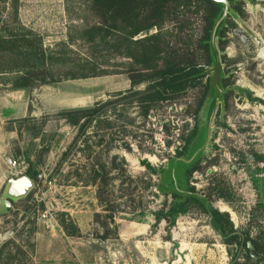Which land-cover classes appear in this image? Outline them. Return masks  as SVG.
<instances>
[{"label":"rangeland","instance_id":"obj_1","mask_svg":"<svg viewBox=\"0 0 264 264\" xmlns=\"http://www.w3.org/2000/svg\"><path fill=\"white\" fill-rule=\"evenodd\" d=\"M229 8L217 63L203 65L206 75L200 83L158 102L141 117L139 94L127 92L129 60L105 45L96 44V62L118 65V73L66 78L80 71L71 66L82 63L94 46L78 38L98 20L91 0H0V36H13L19 45L42 49L51 57L41 67L33 54L26 61L33 65L30 69L0 73L3 86L11 87L24 71L36 84L27 87L36 90L29 103L35 115L0 123V137L9 135L0 141V264L33 263L35 232H44L46 225L60 227L62 211L82 230L80 238L64 243L78 252L61 258L57 246V255L47 260L50 264H228L238 246L224 245L210 216L198 206H187L172 225L154 222L152 212L167 210L172 200L168 178L179 192L185 191L187 181L205 205L225 211L239 232L248 230L254 237L264 229V0H232ZM174 11L176 17L133 38L160 33L179 50V59L203 62L197 46L202 4L183 0ZM18 63L24 61L0 54V66ZM147 84L133 88L141 91ZM45 95L64 106L46 107L39 100ZM95 102L101 106L98 117L81 131L59 168L61 153L77 128L57 113ZM195 127L197 134L191 137ZM81 139L91 147L89 157L100 158L111 169V177L113 165L122 163L126 170V175L108 181L107 206L120 210L113 220L107 219L112 212L97 203L95 187L80 185L67 173L90 162L86 153L75 152ZM96 141L101 144L95 146ZM7 157L20 163L16 171L5 164ZM142 159L156 172L142 166ZM188 164L190 172L184 175ZM28 167L36 173L32 187L24 194L12 193L9 178L19 177L18 171L24 175ZM132 206L141 210L128 212ZM58 239L56 235L59 244ZM91 239L96 241L92 248L80 244L89 245ZM100 242L103 246L97 245Z\"/></svg>","mask_w":264,"mask_h":264},{"label":"trees","instance_id":"obj_2","mask_svg":"<svg viewBox=\"0 0 264 264\" xmlns=\"http://www.w3.org/2000/svg\"><path fill=\"white\" fill-rule=\"evenodd\" d=\"M181 1L183 0H91L92 9L98 20L89 27L82 29L78 38H81L87 45L94 46L91 50L87 51V55L82 63L74 62L73 66H71L72 70L77 68L80 71H71L66 78L118 73L119 71L116 69L118 65H100L96 62L98 45H105L104 49H108L114 54H119L129 60L127 67H125L130 82V88L127 92L139 94V98L137 99L139 111L137 114L141 117H145L150 108L158 102L172 99L178 96L179 92L200 83L206 75L202 66L215 64L210 35L213 24L221 13L222 3L213 0H185L187 2L198 1L203 6V24L201 35L197 39V46L203 52V62L199 63L192 60L179 59V50L169 46V43L165 42L160 33L136 39L133 38L140 32H146L153 27H160L164 22L170 20L171 16L176 17L174 8ZM228 1L232 2V0ZM226 22L225 17L217 28L216 48L222 49V44L224 43L222 37L224 36ZM4 53L14 59L17 58L24 61V64L18 63L12 67L0 66V73L14 68L20 70V72L26 68L30 69L33 65H28L26 61L33 54L34 57H37L38 65L41 67H44L47 64V60L51 58H48L42 49L31 51L29 46L23 47L19 45L13 36H0V54ZM27 74L28 72L24 71L22 75L17 76L13 80L11 87L27 88L36 86L27 77ZM41 82L49 83L45 80ZM141 82H148L146 88L141 91H135L133 87ZM100 107V102H95L89 107L63 110L57 113L77 128V134L74 136L73 142L61 153V157L57 163L59 168L66 158L67 150L75 145L81 131L92 119L98 117ZM196 134L197 129L195 127L192 129L190 136L193 137ZM86 143L85 139H81L80 143L75 147V152L86 153V158L90 162L81 164L80 166L75 165V168L69 170L67 173L71 172L74 174L77 178L76 182H79L80 185L95 187L97 203L102 208H107L106 210L112 212L110 216H107V219L113 220V213L120 210H114L115 206H107L110 202L107 198L109 192L107 191L108 181L114 176L115 178H119L126 175V170L122 163L113 165L111 168L115 169V173L111 177L109 175L111 169L107 168L105 162H102L100 158L91 159L89 157L91 147ZM100 144V141L95 142V146ZM94 152L98 153L99 151L94 150ZM113 158H115V155ZM120 161H123V159ZM140 164L147 170L156 172V168L146 160L142 159ZM72 165L74 166V164ZM189 172L190 168L188 164L184 166L183 174L187 175ZM25 174L33 181L36 178V173L31 171L29 167L26 169ZM168 179L167 191L171 195L172 200L167 210L152 212L155 223L165 220L169 225H172L179 214L187 211V206L196 205L208 213L210 225L214 231L221 235L224 245L236 244L238 246L239 252L236 251L235 254L230 255L228 264H264V229L257 231L254 237L249 235L248 230L239 232L233 228L232 222L225 211L221 212L205 205V200L194 193L193 187L189 186L187 181L185 191L179 192L178 188L173 186L172 179ZM138 210H141L139 206H132L128 212L133 213ZM58 214L57 223L63 232L69 236H78L79 231L67 213L62 211ZM115 235L117 236V233ZM105 236H107V233ZM247 242L250 243L251 247H248ZM253 256L255 259L252 258Z\"/></svg>","mask_w":264,"mask_h":264},{"label":"crops","instance_id":"obj_3","mask_svg":"<svg viewBox=\"0 0 264 264\" xmlns=\"http://www.w3.org/2000/svg\"><path fill=\"white\" fill-rule=\"evenodd\" d=\"M47 88L49 87L47 86ZM35 91L36 90L30 91L29 88L28 89L27 88H11L9 85L3 86L0 83V123H4L9 120L22 118V117L27 116L28 114L35 115V112H34L35 106L32 105L31 108L29 109V103L31 102L30 96L34 95ZM47 95H45V97H43L42 99H39L41 103L45 102L46 107L59 106L60 100L54 101L53 98L50 100L48 99ZM63 104L64 103H60V105H63ZM2 127H3V124L2 126H0V130L2 129ZM8 137H9L8 133L5 132L0 137V141L4 142L6 141ZM56 235L59 236V239H58L59 244L55 241ZM73 237L74 236L66 235L63 232L61 227L57 228V226L55 227L54 225H50V226L46 225V230L44 232H40L37 230L34 234V251H33V258H32L33 264H50L49 262H47V260L50 259L51 256L57 255L56 252H54L55 251L54 248L57 246H58V249L56 251L59 253V256L61 258H63V256H66L67 254L74 253L75 255V253L78 252L76 247H71L70 249L71 252H70L69 248L64 245L66 241L71 240V238ZM76 238H80V236ZM90 241L91 243L89 245H85L86 242L80 243V244H83L84 246H88V248H92L93 246L92 243L93 242L96 243V241H94L93 239H91ZM97 245L103 246L101 242L97 243ZM48 253H52V254L50 255ZM56 264H66V263L60 262Z\"/></svg>","mask_w":264,"mask_h":264},{"label":"water","instance_id":"obj_4","mask_svg":"<svg viewBox=\"0 0 264 264\" xmlns=\"http://www.w3.org/2000/svg\"><path fill=\"white\" fill-rule=\"evenodd\" d=\"M213 1L222 3L221 13L214 22L210 35L211 47L213 49V53L215 56V62L217 63L216 44H215L216 31L220 23L225 19L226 15L228 14L230 2L228 0H213ZM9 182H10V190L12 191V193L17 195L26 193L33 185V180L27 175H22L20 177H10ZM8 203L9 201H5L6 206H8ZM247 245L248 247H251L249 242H247ZM252 258L255 259L254 256Z\"/></svg>","mask_w":264,"mask_h":264},{"label":"built area","instance_id":"obj_5","mask_svg":"<svg viewBox=\"0 0 264 264\" xmlns=\"http://www.w3.org/2000/svg\"><path fill=\"white\" fill-rule=\"evenodd\" d=\"M5 164L7 165V167H9V169L11 170H15L19 167L20 163L18 161H16L15 159H12L10 157L5 158ZM20 176H21V172L18 171ZM44 216V214H43Z\"/></svg>","mask_w":264,"mask_h":264}]
</instances>
